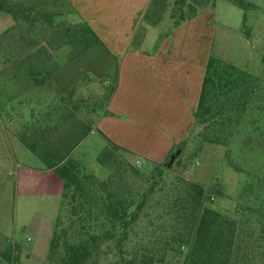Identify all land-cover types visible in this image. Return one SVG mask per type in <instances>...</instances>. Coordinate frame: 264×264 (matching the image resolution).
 <instances>
[{
	"label": "rangeland",
	"instance_id": "obj_1",
	"mask_svg": "<svg viewBox=\"0 0 264 264\" xmlns=\"http://www.w3.org/2000/svg\"><path fill=\"white\" fill-rule=\"evenodd\" d=\"M245 1L249 2L245 7L230 0L219 2L214 46L223 59L261 78L256 108L244 113L231 142H201L194 138L182 144V150L177 149L181 152L178 156L164 159L171 164L167 166L170 173L204 186L205 205L240 220L243 227L248 224L244 221L250 223L252 218L245 210L255 195L252 188L264 182V0ZM11 3L17 10H27L20 12L19 19L0 33L1 36L5 32L0 38V194L4 193L3 202L10 208L9 217L2 226L24 239L34 220L31 212L33 199L28 197L26 208H22L23 168L18 178L16 161L30 160V156L40 160L25 144L23 150H19L20 140L16 133L20 138L24 136L30 141H38L41 147H49L51 153H64L82 137L71 156L102 179L115 170L119 171L124 176L126 189L135 190L144 185L142 174L149 171L151 162L144 156L112 146L95 129L114 83H108L96 73L93 76L84 74L66 90H60L56 84L35 80L36 76L51 77L53 70L59 67L114 68V60L107 56L100 44L96 43L87 53L82 52L84 49L81 48L90 43L85 39L91 37L89 30L81 24L87 21L79 16L71 21L58 15L59 11L70 10L64 0H11ZM174 5L175 0H150L143 14L144 22L152 23L161 16V21L172 24ZM144 28L145 24L140 26L138 35L144 32ZM84 35L86 38L79 46L74 48L69 43L64 44L55 52V45L61 39ZM153 41L154 27H151L145 42L139 38L135 44L150 49ZM42 100H47L48 105H40ZM176 148L177 145L173 150ZM61 204L62 198L59 209ZM249 228L251 232L252 227ZM259 230L256 228V232ZM133 244L154 250V230L146 226L139 228ZM100 264L114 263L104 257Z\"/></svg>",
	"mask_w": 264,
	"mask_h": 264
},
{
	"label": "trees",
	"instance_id": "obj_2",
	"mask_svg": "<svg viewBox=\"0 0 264 264\" xmlns=\"http://www.w3.org/2000/svg\"><path fill=\"white\" fill-rule=\"evenodd\" d=\"M215 1L175 0L172 25L195 16ZM230 1L241 7L249 3ZM0 10L19 19L20 12L27 9L17 10L11 0H0ZM64 13L59 11L58 15ZM159 22L161 16L152 21ZM81 24L91 37L63 38L55 45L56 49L66 43L79 46L84 37L90 43L81 49L96 42L98 35L93 27L88 22ZM4 35L5 32L0 38ZM35 80L44 81L38 76ZM261 82L258 75L211 53L194 111V125L167 157L178 156L181 152L177 149L182 150L181 145L194 138L201 142H231L244 113L256 108ZM81 139H76L64 153H51L49 147H41L38 141L21 136L64 182L62 204L55 218L49 252L42 264H100L104 257L112 259L114 264H264V182L252 188L255 195L245 208L252 218L250 223L244 221L248 224L243 227L240 220L205 205L204 186L170 173L171 164L164 160L148 159L151 166L142 174L144 185L135 190L126 189L124 176L117 170L107 178H99L71 156ZM108 140L112 146L125 149ZM99 159L102 160L101 155ZM144 226L154 230V250L133 244L138 229ZM0 253L10 259L14 246Z\"/></svg>",
	"mask_w": 264,
	"mask_h": 264
},
{
	"label": "crops",
	"instance_id": "obj_3",
	"mask_svg": "<svg viewBox=\"0 0 264 264\" xmlns=\"http://www.w3.org/2000/svg\"><path fill=\"white\" fill-rule=\"evenodd\" d=\"M149 1L66 0L70 10L60 16L71 21L82 17L98 35L96 42L82 52H89L98 43L115 65L113 69L59 67L51 77H39L44 79L39 83L56 84L60 90H66L86 73H96L114 83L106 109L97 119L96 131L132 153L162 161L194 125L206 64L210 54L216 53V17L221 0L177 25H168L166 21L144 22ZM14 22L12 13L0 10V33ZM143 24L144 32L138 35ZM151 27H154L152 47L135 44L139 38L145 42ZM47 102L42 100L40 105L47 106ZM15 136L20 140L19 150H23L25 143L17 133ZM32 152L40 161L30 155V160L16 161L18 178L23 168L22 208H26L28 197L33 199L34 220L24 239L2 226L10 208L3 202L4 193L0 194V251L13 245L22 264H42L46 259L64 184L55 169Z\"/></svg>",
	"mask_w": 264,
	"mask_h": 264
},
{
	"label": "built area",
	"instance_id": "obj_4",
	"mask_svg": "<svg viewBox=\"0 0 264 264\" xmlns=\"http://www.w3.org/2000/svg\"><path fill=\"white\" fill-rule=\"evenodd\" d=\"M1 261H4L5 264H22L18 259H16L15 252L13 253V256L10 259H6L3 256H0V262Z\"/></svg>",
	"mask_w": 264,
	"mask_h": 264
},
{
	"label": "water",
	"instance_id": "obj_5",
	"mask_svg": "<svg viewBox=\"0 0 264 264\" xmlns=\"http://www.w3.org/2000/svg\"><path fill=\"white\" fill-rule=\"evenodd\" d=\"M174 156H172V158H173Z\"/></svg>",
	"mask_w": 264,
	"mask_h": 264
}]
</instances>
